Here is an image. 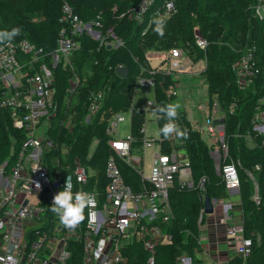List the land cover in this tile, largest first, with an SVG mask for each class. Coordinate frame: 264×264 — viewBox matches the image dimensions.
Wrapping results in <instances>:
<instances>
[{"label": "built area", "instance_id": "built-area-1", "mask_svg": "<svg viewBox=\"0 0 264 264\" xmlns=\"http://www.w3.org/2000/svg\"><path fill=\"white\" fill-rule=\"evenodd\" d=\"M155 4L156 0H140L129 18L142 23L153 10L150 24L153 17H170L177 10L175 0H163L153 7ZM253 7L255 15L264 19V0H257ZM61 21L64 27L54 50L48 51L26 37L0 43V109L7 110L13 126L25 134L13 166L8 172L4 170L6 163L0 168V264H127L124 250L134 241L141 242L149 251L146 264H155V247L173 240L168 231L173 221L171 187L179 180L187 188L201 190L203 180L196 184L189 153L179 156V146L184 145L185 138H177L175 134L169 138V151L162 150L160 140L146 173L145 153L147 148L154 147V140L148 136L145 124L139 127L143 137L141 147H134L137 137L132 133L122 137L118 125L126 119L124 111L114 112L109 119L106 133L111 153L101 177L89 164L97 139L85 157L71 159L70 145L60 144L51 134L58 125L65 128L73 125L72 113L68 112L64 119L59 115L54 68L62 62L65 68L75 71L74 56L81 47L79 37L89 34L99 39L103 24L101 15L84 19L68 3L64 4ZM195 43L202 50L208 46L201 33L196 34ZM106 44H109L107 39ZM240 52L232 69L237 84L246 89L263 78L264 56L253 42L245 44ZM165 53L170 54L169 61L166 60L169 66L161 70L169 74L190 61L189 54L181 47L170 48ZM162 59L167 56L162 55ZM201 60L205 62L203 73L206 59ZM155 83L153 76L140 75L136 79V84L147 92L155 88ZM79 84L74 73L67 91L74 93ZM104 98V89L91 92L85 107L86 123H93L104 111ZM151 106L155 109L156 102L148 100L142 108L146 111ZM197 109L204 121L193 128L208 134L210 154L228 192L239 191L237 165L234 160L226 162L230 158L225 126L228 112L216 95L209 94L208 101L199 103ZM234 109L231 105L230 111ZM174 122L188 136L180 122ZM252 130L254 133L247 137L250 144L255 145L257 138L264 142V93L255 105ZM122 164L140 178L139 188L126 179ZM261 168L260 164L256 165L257 170ZM248 173L254 179L253 171ZM65 189L73 193L89 192L95 197L93 204L85 209V220L75 230L64 227L50 211L53 196ZM253 198L260 203L257 183ZM202 199L204 204L205 194ZM229 217L225 211L220 223H226ZM229 233L239 238L237 253L246 260L252 253L253 240L244 236L243 223L229 227Z\"/></svg>", "mask_w": 264, "mask_h": 264}, {"label": "trees", "instance_id": "trees-1", "mask_svg": "<svg viewBox=\"0 0 264 264\" xmlns=\"http://www.w3.org/2000/svg\"><path fill=\"white\" fill-rule=\"evenodd\" d=\"M162 1L156 0L153 7ZM177 1L181 6V12L189 19L184 20L183 31L166 44L163 41L161 48L181 47L195 62L202 58L206 59L203 74L207 81L208 94L210 97L216 95L228 112L225 126L230 158L226 162L234 160L237 165L244 236L253 240L252 253L246 260L240 254H236L230 257L228 264H264V142L262 138H257L255 145H251L247 138L254 133L252 116L255 105L264 93V76L250 87L243 89L237 84L232 69L233 62L241 54L240 50L249 42L257 44L264 56V19H260L254 13L253 5L257 0H208L204 8L207 11H214L215 14L206 20H203L205 16L202 10L203 0H175L176 7ZM0 2L10 8L9 12L0 15V31L19 28L20 33L13 38L14 40L26 37L48 51L54 50L59 32L64 27V22L61 21L63 7L68 3L73 11L84 19L90 20L101 15L103 24L101 29L105 39L108 43L113 40L119 41L115 46H109L106 42L101 45L99 56L89 64V77L83 78L74 93L67 91L74 71L69 67L65 68L62 62L54 68L55 98L59 104V115L64 119L68 112L72 113L73 125L71 128L58 125L52 128L51 134L60 144L64 142L70 145L72 160L77 156L85 157L94 140L97 139L89 164L101 177L105 160L111 153L109 136L106 133L109 119L114 112L126 111L132 107H130L132 91L135 89L137 77L144 75L155 78V88H158V91L154 88L155 109L157 106L171 103L173 96H168L167 92L174 89L175 83L178 82L171 76L172 74L163 70L153 72L145 62L144 50L155 47L149 45V37L154 28L152 23L149 24L153 10L147 14L142 23H138L129 18L133 0L114 2L39 0V9L36 11H29L25 0H0ZM113 3L118 5L116 13L111 12ZM194 17L199 21L197 25L200 33L208 40L205 50L200 49L195 43ZM79 40L81 43L79 51L87 55L92 54L96 48V39L89 34H83ZM190 47L194 52L189 50ZM77 52L74 63L79 59ZM119 65L129 68L130 73L127 78L120 77L116 72V67ZM101 89H104L105 93L104 111L93 123H86L85 107L89 96L92 91ZM231 105L235 108L232 112ZM143 111L142 107L135 106L131 112V132L140 141L139 147L143 143V137L139 134V127L144 124ZM155 113L160 132L168 121L162 118L163 114L156 111ZM178 113L180 125L188 131L184 145L188 148L196 184H200L203 180L205 195L209 194L216 199L227 198L228 190L223 177L216 169L210 154V146L201 133L193 128L186 111L181 109ZM160 140L163 151L171 150V142L169 139H164L161 133ZM24 141V132L13 126L7 110L0 109V168L6 163L5 172H8L15 163ZM257 164L261 165L260 170L256 169ZM122 170L126 179L135 188H139L140 178L137 174L124 164ZM249 170L253 171L254 179L249 175ZM256 183L261 198L259 204L253 198ZM170 202L173 221L168 231L172 233L173 240L155 247V264H178L179 254L182 252L192 259V264H196V252L201 249L200 225L206 219V214L202 211V189L187 188L176 180L170 189ZM124 254L128 257L127 264H146L150 256L149 251L139 241L128 245Z\"/></svg>", "mask_w": 264, "mask_h": 264}, {"label": "rangeland", "instance_id": "rangeland-1", "mask_svg": "<svg viewBox=\"0 0 264 264\" xmlns=\"http://www.w3.org/2000/svg\"><path fill=\"white\" fill-rule=\"evenodd\" d=\"M109 2H114L116 0H106ZM26 6L29 11H36L39 9V0H25ZM139 0H133L132 7H135ZM208 3V0H203L202 3V10L205 14L203 20H206L207 18L211 17L213 14H215L214 11H207L204 7ZM177 10L176 12L171 15V18L166 19V27H165V35L163 38L159 37L154 31L150 34V46L154 45L155 47L147 48L143 52V56L145 59V62L149 66V68L155 72L161 69L168 68L169 64L166 60L169 61V49H162L161 43L164 41L165 44L172 38L176 37L177 34L181 31H183V22L184 20H188L182 12H181V6L179 2L177 1ZM118 10V5L116 3H113L112 6V13H116ZM10 11V8L7 7L5 3L0 2V15L7 13ZM92 15V14H88ZM91 17V16H89ZM194 22H196V34L198 35L200 33L198 29L199 24L198 20L194 17ZM39 21V19H37ZM227 20V19H226ZM227 22V21H226ZM152 26L155 27V25L152 24ZM147 30V29H146ZM96 39V48L93 51L92 54L87 55L86 53L80 52L77 50V58L78 62L73 64L74 73H77V77L79 82L81 83L83 78L89 77V70H90V62L93 61L97 56H99L101 45L106 42L105 36L102 33V35L98 38L94 37ZM110 46L117 45L118 41L113 40L110 43ZM189 50L193 51V48L190 47ZM194 52V51H193ZM162 55H166L167 59L163 60ZM205 66L204 60H197L196 62L190 58L189 63L186 64L184 62V65L181 69L173 70L171 73L172 77L177 79L178 82L175 83L174 89L167 92L168 96L172 95L173 98L171 99L172 104H179L180 107L177 109L179 112L181 109H184L186 111V114L189 116L191 122L193 125H203V115L199 110L197 109V105L201 102H207L208 101V92H207V81L205 79L204 74L201 72V69ZM76 79L73 80L75 82ZM156 91H158V88H155ZM155 89L150 88V91L147 92V90L142 87L139 84H135V89L132 91V102L130 107H145L148 100H152L155 102ZM154 106H151L150 109L144 110V124L145 128L147 130V134L149 137L153 138L154 140V147L147 148L145 153V169L146 173L149 172L153 153L155 150L159 148V142H160V132L158 127V122L155 119L156 113L153 110ZM126 116V119L121 122L118 125L119 128V134L122 137L129 136L131 132V108L124 111L123 113ZM179 115V113H178ZM105 115L103 114L102 117ZM178 120V119H176ZM202 136L206 140V142H209L208 134L205 131L201 132ZM137 143V144H135ZM134 147H139L140 141H135ZM180 145V144H178ZM188 154V148L185 145L179 146V156L183 157L184 155ZM202 194H205V192L202 189ZM229 197H236L239 198L238 192H230ZM235 215L234 220L229 224L230 227L234 225H240L242 224V213L239 207H236L235 209ZM232 236V235H230ZM185 254L184 252L179 254L178 261L180 260L181 256Z\"/></svg>", "mask_w": 264, "mask_h": 264}, {"label": "clouds", "instance_id": "clouds-1", "mask_svg": "<svg viewBox=\"0 0 264 264\" xmlns=\"http://www.w3.org/2000/svg\"><path fill=\"white\" fill-rule=\"evenodd\" d=\"M151 23L155 25L153 31L163 38L165 35L166 19L161 16H155ZM19 33V28H13L11 31H0V43L11 41ZM179 107L178 103H168L157 106L155 109L156 112L163 114L162 118H166L168 121L160 129V133L164 139H169L173 134L177 138H187V134L174 122L178 119L177 109ZM37 187L39 188V184H37ZM94 199V194L89 192L78 191L73 193L71 190H61L53 196L50 211L59 218L60 223L64 227L75 230L85 220V209L93 204Z\"/></svg>", "mask_w": 264, "mask_h": 264}, {"label": "crops", "instance_id": "crops-1", "mask_svg": "<svg viewBox=\"0 0 264 264\" xmlns=\"http://www.w3.org/2000/svg\"><path fill=\"white\" fill-rule=\"evenodd\" d=\"M233 192L239 193V191ZM229 193L225 199H216L214 212L206 214L205 222L200 225L199 241L201 249L196 252V264H228L230 257L238 254L236 248L240 241L238 237L229 233V224L236 216V207L241 210L243 222V211L240 194L239 198H231ZM225 211H228L230 217L226 223H220V218L225 216ZM187 257L188 255H182L178 264H192V259L187 260Z\"/></svg>", "mask_w": 264, "mask_h": 264}, {"label": "water", "instance_id": "water-1", "mask_svg": "<svg viewBox=\"0 0 264 264\" xmlns=\"http://www.w3.org/2000/svg\"><path fill=\"white\" fill-rule=\"evenodd\" d=\"M116 72L122 78H127L129 76L130 70L127 66L119 65L116 67ZM222 122L224 120H221ZM216 198L211 197L209 194L205 195L203 212L205 214H212L214 212V202Z\"/></svg>", "mask_w": 264, "mask_h": 264}]
</instances>
